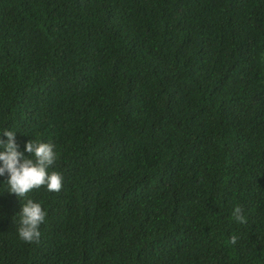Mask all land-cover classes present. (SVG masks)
Instances as JSON below:
<instances>
[{
  "label": "trees",
  "instance_id": "1",
  "mask_svg": "<svg viewBox=\"0 0 264 264\" xmlns=\"http://www.w3.org/2000/svg\"><path fill=\"white\" fill-rule=\"evenodd\" d=\"M3 127L64 180L0 264H264V0H0Z\"/></svg>",
  "mask_w": 264,
  "mask_h": 264
},
{
  "label": "clouds",
  "instance_id": "2",
  "mask_svg": "<svg viewBox=\"0 0 264 264\" xmlns=\"http://www.w3.org/2000/svg\"><path fill=\"white\" fill-rule=\"evenodd\" d=\"M16 132L14 128H0V177H4L0 180V193L7 191L21 200V207L13 216L14 228L21 241L31 243L40 239V226L45 222L47 209L42 201L25 199L26 194L42 186L48 192H58L64 177L52 169L58 159L54 143L29 139L21 148ZM231 217L238 224L248 222L240 205L232 208ZM230 240L234 244L237 235H231Z\"/></svg>",
  "mask_w": 264,
  "mask_h": 264
}]
</instances>
